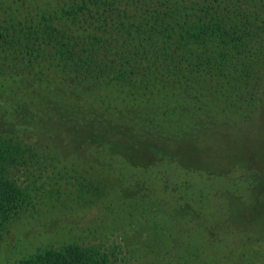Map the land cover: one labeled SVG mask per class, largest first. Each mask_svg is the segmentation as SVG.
<instances>
[{
  "label": "trees",
  "instance_id": "1",
  "mask_svg": "<svg viewBox=\"0 0 264 264\" xmlns=\"http://www.w3.org/2000/svg\"><path fill=\"white\" fill-rule=\"evenodd\" d=\"M35 12L24 21L0 23V50L14 52L0 58V78L7 81L0 83V93L6 92L3 104L16 116L9 124L19 128L28 149H57L56 159L82 152L90 163L110 161L115 169L163 162L192 169L196 137L211 129L194 133L192 126L205 122L188 116L189 111L180 113L169 96L190 110V100L217 90L214 85L206 92L193 82H247L254 63L264 56V0H67ZM86 25L88 43L82 48L72 28ZM20 37L40 46L51 44L56 52L53 66H44L40 49L19 54ZM251 51L259 58L249 55ZM110 55L116 62L113 69H95ZM8 58L14 63H6ZM103 80L161 93L151 106L126 111H106L82 98L71 101L82 82L92 88ZM1 144L0 239L30 197L7 169L11 155ZM206 146L200 149L211 148L210 138ZM55 163L62 164L59 159ZM119 250L50 244L15 264H119Z\"/></svg>",
  "mask_w": 264,
  "mask_h": 264
},
{
  "label": "rangeland",
  "instance_id": "2",
  "mask_svg": "<svg viewBox=\"0 0 264 264\" xmlns=\"http://www.w3.org/2000/svg\"><path fill=\"white\" fill-rule=\"evenodd\" d=\"M61 4L67 0H0V23L24 21L35 11ZM72 31L79 35L80 47L87 45V25L74 26ZM17 42L19 54L40 49L46 56L44 66H53L56 52L51 44L40 46L25 37ZM13 53V49L0 50V58ZM249 55L259 58L255 51ZM4 61L14 63L12 58ZM261 61L264 56L254 63L247 82L192 81L206 92L216 85L218 92L196 96L188 102L190 110L175 95L169 96L180 113L189 111L188 116L205 122L192 126L194 133L211 129L196 137L192 169L171 162L115 169L110 161L90 163L82 152L56 159L57 149H53L56 153L49 148L28 149L19 128L9 124L16 116L12 107L8 112L3 104L6 92L0 93V143L11 155L7 169L30 194L20 217L2 230L0 264H15L50 244L69 243L118 247L119 264H264ZM115 66L110 55L94 67ZM6 82L0 78V83ZM81 84L82 90L72 94L71 101L82 98L106 111L147 108L161 93L115 81L103 80L92 88L87 82ZM209 138L211 148L200 149L207 147ZM58 159L61 165L55 163Z\"/></svg>",
  "mask_w": 264,
  "mask_h": 264
}]
</instances>
